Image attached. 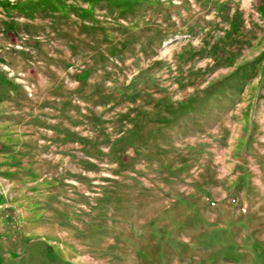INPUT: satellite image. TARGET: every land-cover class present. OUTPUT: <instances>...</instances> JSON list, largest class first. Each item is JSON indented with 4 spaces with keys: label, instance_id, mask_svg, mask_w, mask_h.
I'll use <instances>...</instances> for the list:
<instances>
[{
    "label": "rangeland",
    "instance_id": "rangeland-1",
    "mask_svg": "<svg viewBox=\"0 0 264 264\" xmlns=\"http://www.w3.org/2000/svg\"><path fill=\"white\" fill-rule=\"evenodd\" d=\"M0 264H264V0H0Z\"/></svg>",
    "mask_w": 264,
    "mask_h": 264
}]
</instances>
